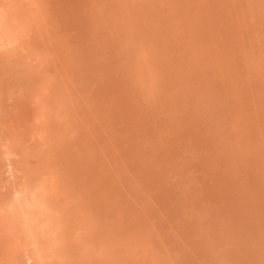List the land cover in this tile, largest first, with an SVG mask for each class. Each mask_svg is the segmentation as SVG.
<instances>
[{
    "label": "rangeland",
    "instance_id": "374dc122",
    "mask_svg": "<svg viewBox=\"0 0 264 264\" xmlns=\"http://www.w3.org/2000/svg\"><path fill=\"white\" fill-rule=\"evenodd\" d=\"M0 264H264V0H0Z\"/></svg>",
    "mask_w": 264,
    "mask_h": 264
}]
</instances>
